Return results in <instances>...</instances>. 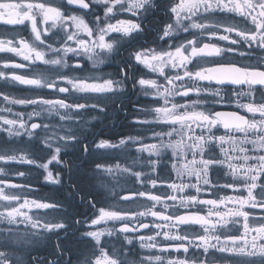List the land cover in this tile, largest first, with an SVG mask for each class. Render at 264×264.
Segmentation results:
<instances>
[{
	"label": "clouds",
	"instance_id": "clouds-1",
	"mask_svg": "<svg viewBox=\"0 0 264 264\" xmlns=\"http://www.w3.org/2000/svg\"><path fill=\"white\" fill-rule=\"evenodd\" d=\"M0 264H264V0H0Z\"/></svg>",
	"mask_w": 264,
	"mask_h": 264
}]
</instances>
